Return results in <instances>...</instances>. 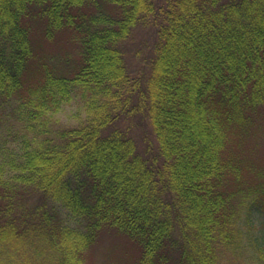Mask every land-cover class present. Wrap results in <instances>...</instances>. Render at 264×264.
I'll use <instances>...</instances> for the list:
<instances>
[{
  "label": "trees",
  "instance_id": "trees-1",
  "mask_svg": "<svg viewBox=\"0 0 264 264\" xmlns=\"http://www.w3.org/2000/svg\"><path fill=\"white\" fill-rule=\"evenodd\" d=\"M263 142L264 0H0V264H264Z\"/></svg>",
  "mask_w": 264,
  "mask_h": 264
},
{
  "label": "rangeland",
  "instance_id": "rangeland-1",
  "mask_svg": "<svg viewBox=\"0 0 264 264\" xmlns=\"http://www.w3.org/2000/svg\"><path fill=\"white\" fill-rule=\"evenodd\" d=\"M45 44L48 51H60V40ZM152 43V31L148 26H138L134 29L130 37L126 40L122 49L124 51L125 62L129 71L136 74L141 71L143 64L150 55V46ZM82 98L76 93L70 103L64 105L56 118L66 126H73L84 117ZM122 126L129 125L134 137L143 148L141 140H147L152 143L149 124L145 119H141L139 114L120 122ZM264 147V142L261 144ZM64 219L70 225L76 222L68 215ZM264 229V226H263ZM130 252L128 244L119 236L112 233H105L101 236L98 243L93 247L89 258L90 264H127Z\"/></svg>",
  "mask_w": 264,
  "mask_h": 264
}]
</instances>
